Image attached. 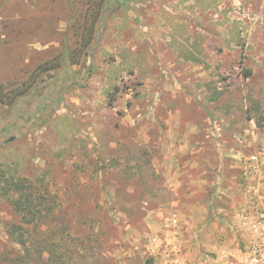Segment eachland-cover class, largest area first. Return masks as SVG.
I'll return each instance as SVG.
<instances>
[{"label": "rangeland", "instance_id": "obj_1", "mask_svg": "<svg viewBox=\"0 0 264 264\" xmlns=\"http://www.w3.org/2000/svg\"><path fill=\"white\" fill-rule=\"evenodd\" d=\"M0 35V172L57 264H264V0H0Z\"/></svg>", "mask_w": 264, "mask_h": 264}, {"label": "trees", "instance_id": "obj_2", "mask_svg": "<svg viewBox=\"0 0 264 264\" xmlns=\"http://www.w3.org/2000/svg\"><path fill=\"white\" fill-rule=\"evenodd\" d=\"M94 6L101 9L100 4ZM83 33L87 34L88 32H85L84 29ZM1 40L0 35V45ZM47 68L40 67L41 71L49 70ZM11 95H13L12 98H15L16 92ZM5 99L13 100L10 93H6L4 89L0 88V104ZM0 197L8 202L14 214L21 221L20 224H10L7 229V237L17 250V256L13 263L35 264L36 258L37 262H39L45 254H48L49 258L45 264H57L61 257L59 245L58 243L48 242L44 237L46 235L45 231L41 229L44 219L48 218L53 210L52 201L45 197L37 196L33 184L24 178L8 173V171L0 172ZM32 235H42L43 237L38 238L36 236L39 240L34 238L30 240ZM67 253H71V249L68 247Z\"/></svg>", "mask_w": 264, "mask_h": 264}, {"label": "water", "instance_id": "obj_3", "mask_svg": "<svg viewBox=\"0 0 264 264\" xmlns=\"http://www.w3.org/2000/svg\"><path fill=\"white\" fill-rule=\"evenodd\" d=\"M12 140V139H11Z\"/></svg>", "mask_w": 264, "mask_h": 264}]
</instances>
